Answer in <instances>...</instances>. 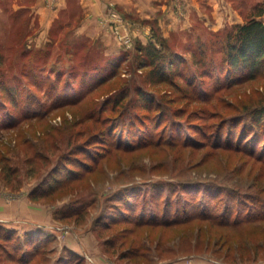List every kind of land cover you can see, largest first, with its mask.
<instances>
[{
  "label": "rangeland",
  "instance_id": "1",
  "mask_svg": "<svg viewBox=\"0 0 264 264\" xmlns=\"http://www.w3.org/2000/svg\"><path fill=\"white\" fill-rule=\"evenodd\" d=\"M30 1L19 0L18 4L25 2L28 6L14 7V0H0V81L17 92L15 106L2 110L7 117L26 114L17 127L0 132V145L13 149L10 163L18 173L17 178L6 181L0 169V264H19L21 260L26 264H264L262 244L239 248L235 242L230 248H221L209 246L206 238L183 236L174 227L143 224L121 236L117 233L131 223L107 230L96 225L97 219L106 216V210L123 214L132 204L137 208L135 215L144 217L145 207L149 208L159 195L155 186L166 189L168 184L191 180L197 183L191 190H196L199 183H248V168L234 174L232 165L226 166L232 161L227 151L193 166L183 162L190 150L179 146L148 145L132 151L112 147L101 162L104 173L96 168L85 181L69 183L49 197L30 198L34 188L51 184L50 171L62 156L81 155L71 148L73 142L60 143L62 138L58 139L54 131H61L64 137L70 127L82 128L84 125L75 126L74 120L93 101L99 103L123 88L130 90L133 100L135 86L151 92L154 102L160 100L167 108L163 109L164 115L184 107L182 119L173 115L174 120H181V129L174 127L177 138L191 135L185 126L190 114L195 122L221 121L218 115L205 118L194 112L201 114L206 109L216 114L221 110L231 115L239 110L230 108L232 102L264 99V70L251 79L229 82L226 65L224 70L221 67L227 34L251 17L264 21V0H124L126 6L121 0H108L97 12L81 0H65L66 5L54 18L47 8L32 9L35 0ZM148 42L158 46L162 42L165 50L177 55L179 72L174 79H151L149 67L141 66L137 46ZM96 75L108 78L101 89L77 102H61L89 87ZM185 76L195 77V85L175 87L172 80L183 84ZM139 110L143 112L132 102L129 112ZM156 112L154 108L149 111L151 120ZM120 114L111 113L114 117L109 129L114 124L117 127L108 135L110 145L116 144L120 134L125 143L153 136V121L146 120L148 127L143 125L146 130L141 131L139 125L128 123V114ZM126 124L130 132L123 130ZM48 129L53 130L52 136L44 133ZM86 138L88 135L81 133L77 141ZM31 144L43 155L35 161L33 173H29L30 162L24 154ZM108 146L90 150L91 156H100ZM59 169L61 176L70 172L63 164ZM143 195L147 196V204L141 206ZM84 207L87 211L82 217L70 214ZM240 231L234 230L233 235L238 236ZM247 231L253 239H259L257 229ZM131 239L140 245L135 255ZM242 252L251 254L252 259H228L238 258Z\"/></svg>",
  "mask_w": 264,
  "mask_h": 264
},
{
  "label": "trees",
  "instance_id": "2",
  "mask_svg": "<svg viewBox=\"0 0 264 264\" xmlns=\"http://www.w3.org/2000/svg\"><path fill=\"white\" fill-rule=\"evenodd\" d=\"M225 40V50L222 56L224 61L221 67L224 70L226 65L225 77L229 76V82H234L235 79L236 81L251 79L264 70L263 20L251 17L237 24L233 31L227 34ZM137 48L141 54L139 62L141 66L149 67L151 79L160 82L176 77L179 72L177 68L180 60L174 52L165 50L162 42L159 46L154 42H148L147 44L138 45ZM107 80L106 76L96 75L94 82L89 87L61 102L63 104L77 102L95 90L101 89ZM172 81H174L177 88H188L196 83L193 76H185L183 84L177 80ZM80 82H82V79ZM83 83L80 87L83 86ZM225 86H228V84L217 86L215 91ZM134 89V100L130 98V90L123 88L115 96H107L99 103L93 101L92 106L74 120V125L83 124L82 128L76 130L70 127L69 132L64 137L61 131H54L58 139L59 137L62 138L60 143L65 141L66 145H70L73 142L71 148L78 150L81 155L62 154L64 156L59 159L56 167H53L50 171L51 180L49 182L51 184L46 187L38 186L34 188L30 192V198L38 200L49 197L55 192L70 186L69 183L75 184L85 181L96 168L100 170L99 172L104 173L101 162L104 157H107L113 151L112 147L123 151H132L148 145L153 147L171 145L173 148L179 146L182 150H190L183 157V162L193 166L202 165L208 157L211 156L210 158H212L220 151H227L232 161H227L226 166L229 168L232 165L234 174L238 172L241 174L245 168H248V183L234 185L217 182L204 183V185L199 183L200 187L195 188L196 190H191L192 187H195L194 185H197L196 182L191 180H184L178 184H168L166 189L162 186H155L159 191V195L153 198L149 208L145 207L144 217L135 215L137 208L132 204L123 214L120 212L109 213V210H106V216L103 219L101 216V220L97 219L96 225L107 230L110 228L115 229L118 224L131 223V226L117 233L121 236L132 233L136 227L143 224L161 228L174 227L179 229L180 234L183 236H193L198 239L206 238L209 246L213 244L221 248L224 245L230 248L234 246L235 242L238 243L239 248H243V245L246 246V244H253L255 247L261 244L264 245V99L257 102H232L230 108L234 107L239 110L231 115H225V112L221 110L215 112L216 114L206 109H203L201 114L200 112H194L195 115L199 113V117L205 118L218 115L221 117V121L217 124H214V122L208 124L195 122L191 119L192 114H190L185 119V126L186 129L191 131V135L177 138L174 130H176V127L181 129V120H174L173 115L177 116V119H182L185 112L184 107L180 106L172 114L164 115L163 109L167 108H163L160 100L154 102L155 96H152L151 92H146L139 86H135ZM108 91L104 90V93ZM162 97L158 98L162 99ZM16 101L17 92L11 86L5 84L4 81H0V132L17 127L20 118L26 116V114H22L21 116L7 117V114L3 113V107L6 109L14 107ZM132 102L134 106L138 105L143 109V112L139 110L131 114L129 109ZM151 108L157 111L153 116V120H151L152 116L149 114ZM117 111L121 113L120 117L128 114V119H126L131 120L128 123L139 125L141 131L146 130L148 127L145 125L146 120L153 121V136L150 134L151 136H147L143 140L125 143L120 134L119 137L115 138L117 140L116 144L110 145L108 135L109 133H115L117 126L114 124L109 129L108 125L113 122L114 116L111 113L115 114ZM160 125L162 127L158 128ZM128 126L126 124L123 130L126 129L127 132H130L131 128L128 129ZM51 131L53 130L48 129L44 133L47 137L52 136ZM81 133L88 135L84 142L77 141V136ZM16 134L19 135L18 132ZM56 146L59 147L57 144ZM100 146L108 147L100 156H91L90 150H95L96 147ZM33 148L31 144L24 151V154L28 155V162H30L29 173H33L35 161L39 156H43L40 155L39 149ZM201 150L203 151L199 155L198 152ZM12 151L13 149H10L4 143L0 145V169L6 181L18 177L17 167L12 166L10 163ZM180 153L178 152V154ZM61 164L66 169H70V172L64 176H61L59 169ZM76 166L78 168H73ZM71 174L73 175L71 176ZM141 201V206L146 205L147 196L143 195ZM85 207L76 209L70 214L76 215L77 218L82 217L81 215L87 211ZM146 213H148L147 216ZM236 229H241L240 232H242L238 236L233 235V231ZM252 229L253 231L258 230L259 239H253L250 233L248 235L247 230ZM130 242L133 243L132 249L134 251L132 254L135 255L140 245L136 246L132 239ZM236 257L237 255L228 259L231 261H249L252 259L251 254H244L243 252L240 253L238 258ZM19 264L26 263L21 260Z\"/></svg>",
  "mask_w": 264,
  "mask_h": 264
},
{
  "label": "crops",
  "instance_id": "3",
  "mask_svg": "<svg viewBox=\"0 0 264 264\" xmlns=\"http://www.w3.org/2000/svg\"><path fill=\"white\" fill-rule=\"evenodd\" d=\"M16 1V2H15ZM106 1L108 0H81V3H85L86 5L90 6V10L92 12H97L100 11L102 9V4L106 3ZM17 2H19V0H14V7H23V6H28L27 3L23 2L22 4H18ZM28 2H31L30 0H28ZM47 2V4H46ZM121 3L126 6V1L121 0ZM66 5L65 0H35L33 2V5H30L32 9H34L37 6V11L42 9V10H47L50 12H53V18L54 16L58 13L59 10H61V8L63 6ZM94 9H93V8ZM46 12V11H44ZM52 18V19H53Z\"/></svg>",
  "mask_w": 264,
  "mask_h": 264
}]
</instances>
